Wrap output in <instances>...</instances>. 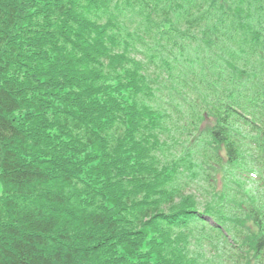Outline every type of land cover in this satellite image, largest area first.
Masks as SVG:
<instances>
[{
    "label": "trees",
    "instance_id": "obj_1",
    "mask_svg": "<svg viewBox=\"0 0 264 264\" xmlns=\"http://www.w3.org/2000/svg\"><path fill=\"white\" fill-rule=\"evenodd\" d=\"M124 1L150 41L208 31L230 50L235 70L215 62L227 79L184 98L215 123L149 103L146 65L108 20L115 0H0V264H264V116L238 113L264 110V0ZM246 142L254 187L228 173L251 170ZM199 171L227 181L199 200L185 193Z\"/></svg>",
    "mask_w": 264,
    "mask_h": 264
},
{
    "label": "bare ground",
    "instance_id": "obj_2",
    "mask_svg": "<svg viewBox=\"0 0 264 264\" xmlns=\"http://www.w3.org/2000/svg\"><path fill=\"white\" fill-rule=\"evenodd\" d=\"M256 26H257V25H256ZM251 28H252L251 24L242 25V26L239 28L238 35L243 36V35H248V34H250V30H251ZM259 28H261V30L264 32V27L259 26Z\"/></svg>",
    "mask_w": 264,
    "mask_h": 264
}]
</instances>
